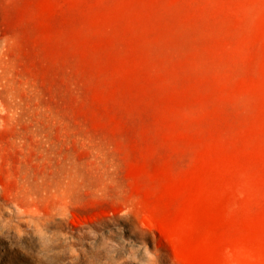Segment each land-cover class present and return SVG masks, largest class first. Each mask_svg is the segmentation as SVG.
I'll return each instance as SVG.
<instances>
[{
  "label": "rangeland",
  "instance_id": "1",
  "mask_svg": "<svg viewBox=\"0 0 264 264\" xmlns=\"http://www.w3.org/2000/svg\"><path fill=\"white\" fill-rule=\"evenodd\" d=\"M264 264V0H0V264Z\"/></svg>",
  "mask_w": 264,
  "mask_h": 264
},
{
  "label": "bare ground",
  "instance_id": "2",
  "mask_svg": "<svg viewBox=\"0 0 264 264\" xmlns=\"http://www.w3.org/2000/svg\"><path fill=\"white\" fill-rule=\"evenodd\" d=\"M184 264H190V263H186V262H184Z\"/></svg>",
  "mask_w": 264,
  "mask_h": 264
}]
</instances>
